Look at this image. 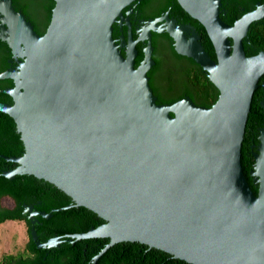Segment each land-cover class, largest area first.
<instances>
[{"label":"water","instance_id":"obj_1","mask_svg":"<svg viewBox=\"0 0 264 264\" xmlns=\"http://www.w3.org/2000/svg\"><path fill=\"white\" fill-rule=\"evenodd\" d=\"M232 26L219 0H54L40 36L0 0V40L10 48L0 114L22 142L2 175H31L73 205L24 206L36 248L107 238L188 264H264V128L250 149L254 195L240 165L264 51L245 57L248 26ZM127 28L120 47L111 25ZM118 40V39H117ZM260 105L264 113V82ZM172 114V116H170Z\"/></svg>","mask_w":264,"mask_h":264},{"label":"trees","instance_id":"obj_2","mask_svg":"<svg viewBox=\"0 0 264 264\" xmlns=\"http://www.w3.org/2000/svg\"><path fill=\"white\" fill-rule=\"evenodd\" d=\"M263 0H219L221 10L218 18L227 26H232L244 14L253 11L261 5ZM11 7L21 13L30 24L36 35L44 33L50 19L54 0H10ZM121 36L126 42L127 28H120V24L111 25V38L117 42ZM242 50L245 57L255 56L264 51V16L249 24L246 35L242 39ZM11 59L10 48L6 42L0 40V73L9 68ZM264 74L258 79L254 90L240 148V165L245 181L251 192L256 194V184L252 182L249 170L252 168L253 158L249 154L250 142L256 145L257 129L264 126L263 109L260 106ZM13 87L10 79L0 80V90ZM0 103L11 105V98L0 92ZM172 116V114H170ZM252 138V141H251ZM23 153L22 142L16 132L15 124L6 114H0V155L5 157H19ZM0 157V225L8 221L23 222L26 227L27 240L22 252L16 255H6L0 259V264H91V259L108 242L107 238H90L75 240L71 244L62 241L57 246L36 248L30 235V220L21 215L24 206H31L35 212L49 213L51 209H60L73 202L62 191L53 185L32 177L18 175L7 179L3 171L15 168ZM7 199L11 206H3L1 201ZM95 264H188L182 260L172 258L168 254L134 242H120L107 248Z\"/></svg>","mask_w":264,"mask_h":264},{"label":"rangeland","instance_id":"obj_3","mask_svg":"<svg viewBox=\"0 0 264 264\" xmlns=\"http://www.w3.org/2000/svg\"><path fill=\"white\" fill-rule=\"evenodd\" d=\"M3 206H11L7 199L1 201ZM26 227L23 222L8 221L0 225V259L6 255L22 252L26 243Z\"/></svg>","mask_w":264,"mask_h":264},{"label":"flooded vegetation","instance_id":"obj_4","mask_svg":"<svg viewBox=\"0 0 264 264\" xmlns=\"http://www.w3.org/2000/svg\"><path fill=\"white\" fill-rule=\"evenodd\" d=\"M120 38V37H119ZM119 38H117L118 40H117V44L119 45V47H120V40H119ZM261 106V105H260ZM262 107V106H261ZM264 114V113H263ZM262 128H264V126H261L260 128H258L257 129V136H256V140H257V142H258V137H259V133H260V130L262 129ZM251 141H252V138H251ZM253 146H255V145H253L252 144V142H250V146H249V154L251 155V153H250V149L253 147ZM252 156V155H251ZM253 158V157H252ZM253 166H254V161H253V164H252V168H251V170H249V172H250V174H252V176H254V174H253ZM255 177V176H254Z\"/></svg>","mask_w":264,"mask_h":264}]
</instances>
